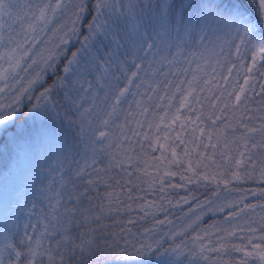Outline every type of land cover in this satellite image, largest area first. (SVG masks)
I'll use <instances>...</instances> for the list:
<instances>
[{
  "label": "snow or ice",
  "instance_id": "obj_1",
  "mask_svg": "<svg viewBox=\"0 0 264 264\" xmlns=\"http://www.w3.org/2000/svg\"><path fill=\"white\" fill-rule=\"evenodd\" d=\"M0 156V264H264V0H0Z\"/></svg>",
  "mask_w": 264,
  "mask_h": 264
},
{
  "label": "trees",
  "instance_id": "obj_2",
  "mask_svg": "<svg viewBox=\"0 0 264 264\" xmlns=\"http://www.w3.org/2000/svg\"><path fill=\"white\" fill-rule=\"evenodd\" d=\"M5 163H7V159H6V157H1L0 158V170H2L3 169V166H4V164ZM171 182L172 183H174V184H179V183H181V181H180V179H179V176H176V177H172L171 178ZM245 186H253L252 184H249V185H244V187ZM214 185H212V188L214 189ZM187 188H189V189H194L195 188V184H188L187 185ZM199 192L200 193H204L205 192V189L204 188H200L199 189ZM177 193H178V195L179 196H183V195H185L186 194V192H185V190L183 189V188H180V189H175V190H170V194H172L175 198H178V196H177ZM150 199H152V198H154V197H149ZM201 198H203V196H201ZM208 220H209V218L207 219V220H205V222H208Z\"/></svg>",
  "mask_w": 264,
  "mask_h": 264
},
{
  "label": "rangeland",
  "instance_id": "obj_3",
  "mask_svg": "<svg viewBox=\"0 0 264 264\" xmlns=\"http://www.w3.org/2000/svg\"><path fill=\"white\" fill-rule=\"evenodd\" d=\"M2 156H0L1 158ZM253 185V184H252ZM256 185L253 186H245V187H255ZM221 187H223V185H221ZM208 217H205V220H207ZM212 219H223V214H219L217 217H212Z\"/></svg>",
  "mask_w": 264,
  "mask_h": 264
}]
</instances>
